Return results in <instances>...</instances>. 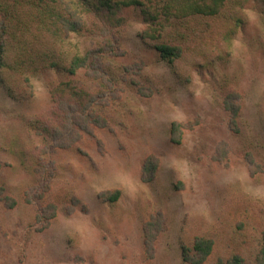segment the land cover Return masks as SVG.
Masks as SVG:
<instances>
[{"label": "rangeland", "instance_id": "rangeland-1", "mask_svg": "<svg viewBox=\"0 0 264 264\" xmlns=\"http://www.w3.org/2000/svg\"><path fill=\"white\" fill-rule=\"evenodd\" d=\"M245 14L230 56L202 62L182 77L143 41L145 26L131 14L130 24L116 33V53L95 59V73L114 79L121 99L106 108L100 103L108 128L95 127V137L84 135L71 149L53 147L31 126L53 109L50 90L67 77L46 70L30 85L23 77L0 83V180L17 201L14 209L0 202V264H186L182 248L200 235L216 242L207 264L233 254L254 264L264 232L263 3H248ZM92 34L74 40L83 54L99 48ZM75 79L90 91L104 90L101 80L83 71ZM141 87L148 96L139 94ZM230 91L242 96L238 134L223 106ZM173 122L193 126L183 131L180 144L171 142ZM221 143L230 150L228 167L213 160ZM151 154L160 166L154 181L144 183L142 166ZM247 154L262 166L254 177ZM116 190L117 202L100 198ZM72 198L80 204L68 215ZM48 203L58 205V215L37 232L35 215ZM159 211L167 229L155 258L147 261L143 224Z\"/></svg>", "mask_w": 264, "mask_h": 264}, {"label": "trees", "instance_id": "trees-1", "mask_svg": "<svg viewBox=\"0 0 264 264\" xmlns=\"http://www.w3.org/2000/svg\"><path fill=\"white\" fill-rule=\"evenodd\" d=\"M252 1L264 5V0H0V83H5V80L14 83L13 79L23 77L30 85L32 77L46 70L67 77L50 90L53 109L38 115L31 126L53 147L71 149L84 135L95 137V127L108 128V117L103 109L98 108L100 103L106 108L121 99L115 80L95 73V59H105L116 53L119 38L116 33H122L121 30L130 24L131 14L145 26L140 33L143 41L150 43L159 53L160 60L182 77L191 67L202 62L225 60L230 56L232 38L244 25L245 11ZM92 26L97 33L92 31ZM85 33H94L92 41L98 42L97 51L83 54L78 49L74 40L78 36L84 37ZM100 38L108 45H102ZM130 69L126 68V72L132 74ZM80 71L90 79L101 80L104 90L93 92L81 86L75 79ZM4 75L8 78L4 79ZM186 80L190 83V78ZM138 92L144 97L149 95L142 87ZM109 94L111 98L104 100ZM241 100L242 96L234 91H230L223 100L230 128L236 134L240 132ZM192 128L190 124L173 122L171 142L180 144L183 131ZM218 147L213 160L228 167V145L221 143ZM43 153H47L46 150ZM245 157L252 177L262 172V166L256 164L252 154ZM159 166V158L148 155L142 166V182H153ZM36 171L40 176L44 175L42 169ZM46 175L47 178L51 176ZM120 196L117 190L100 194L103 201L110 203L117 202ZM0 202H4L8 209L17 206V201L6 195L1 180ZM28 202L32 203L30 197ZM79 204L78 199L72 198L66 213H75ZM58 212L59 207L55 203L41 207L34 218L35 231L48 229ZM166 229V217L160 211L151 214L144 222L147 261L155 258L156 244ZM259 242L254 264H264V232ZM215 247L214 239L196 236L189 246L182 248L183 261L186 264H207ZM216 264L247 262L241 255L233 254L227 259L219 258Z\"/></svg>", "mask_w": 264, "mask_h": 264}]
</instances>
